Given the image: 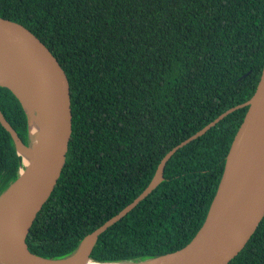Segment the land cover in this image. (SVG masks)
<instances>
[{
	"label": "trees",
	"instance_id": "trees-1",
	"mask_svg": "<svg viewBox=\"0 0 264 264\" xmlns=\"http://www.w3.org/2000/svg\"><path fill=\"white\" fill-rule=\"evenodd\" d=\"M0 17L32 31L70 83L66 164L27 239L49 259L71 255L132 204L173 148L249 102L264 68V0H0ZM0 110L29 144L26 112L1 86ZM247 111L180 149L164 182L99 237L90 260L140 263L189 245ZM22 166L0 124V194ZM229 264H264V219Z\"/></svg>",
	"mask_w": 264,
	"mask_h": 264
},
{
	"label": "water",
	"instance_id": "water-1",
	"mask_svg": "<svg viewBox=\"0 0 264 264\" xmlns=\"http://www.w3.org/2000/svg\"><path fill=\"white\" fill-rule=\"evenodd\" d=\"M0 86L8 88L28 117L25 144L0 110V124L11 135L17 154L28 155L18 178L0 194V264H83L99 237L131 213L164 182L167 163L182 148L221 121L247 108L226 157L224 171L205 223L182 250L140 263L229 264L246 247L264 219V68L255 94L203 130L173 148L159 164L147 189L117 216L86 236L62 259L32 253L27 239L34 221L54 192L67 160L73 132L68 76L49 48L24 25L0 17ZM29 114L40 121L31 136ZM93 264H101L94 263Z\"/></svg>",
	"mask_w": 264,
	"mask_h": 264
},
{
	"label": "bare ground",
	"instance_id": "bare-ground-1",
	"mask_svg": "<svg viewBox=\"0 0 264 264\" xmlns=\"http://www.w3.org/2000/svg\"><path fill=\"white\" fill-rule=\"evenodd\" d=\"M29 123L31 129V136L34 137L40 128V121L37 117H35V115L29 114ZM22 157H23V163L28 164L29 161L28 155L26 153H22ZM82 263L93 264L92 261H87V260H84Z\"/></svg>",
	"mask_w": 264,
	"mask_h": 264
},
{
	"label": "rangeland",
	"instance_id": "rangeland-1",
	"mask_svg": "<svg viewBox=\"0 0 264 264\" xmlns=\"http://www.w3.org/2000/svg\"><path fill=\"white\" fill-rule=\"evenodd\" d=\"M21 169H24V166H22Z\"/></svg>",
	"mask_w": 264,
	"mask_h": 264
}]
</instances>
